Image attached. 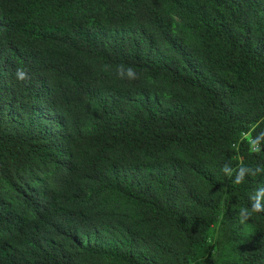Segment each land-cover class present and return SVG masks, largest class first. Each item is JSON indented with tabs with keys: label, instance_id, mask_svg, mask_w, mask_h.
Instances as JSON below:
<instances>
[{
	"label": "trees",
	"instance_id": "obj_1",
	"mask_svg": "<svg viewBox=\"0 0 264 264\" xmlns=\"http://www.w3.org/2000/svg\"><path fill=\"white\" fill-rule=\"evenodd\" d=\"M0 264H264V0H0Z\"/></svg>",
	"mask_w": 264,
	"mask_h": 264
},
{
	"label": "clouds",
	"instance_id": "obj_2",
	"mask_svg": "<svg viewBox=\"0 0 264 264\" xmlns=\"http://www.w3.org/2000/svg\"><path fill=\"white\" fill-rule=\"evenodd\" d=\"M134 74L132 73L131 70H129V76H133ZM18 78L19 79H24L25 78V74L22 71H18ZM253 208L257 211H260V207L258 205H253Z\"/></svg>",
	"mask_w": 264,
	"mask_h": 264
}]
</instances>
